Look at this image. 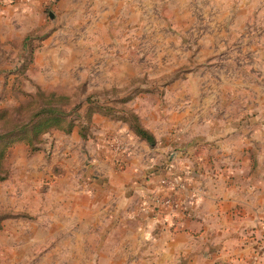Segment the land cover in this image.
Returning a JSON list of instances; mask_svg holds the SVG:
<instances>
[{
  "label": "rangeland",
  "instance_id": "obj_1",
  "mask_svg": "<svg viewBox=\"0 0 264 264\" xmlns=\"http://www.w3.org/2000/svg\"><path fill=\"white\" fill-rule=\"evenodd\" d=\"M227 1L36 4L35 27L0 48V111L26 122L56 93L68 110L80 106L84 124L96 106L138 115L170 152L239 130L245 148L264 147V1L254 12L230 11ZM13 143L0 161V264H140L139 244L103 216L77 213L73 202L44 214L19 180L17 148L34 152Z\"/></svg>",
  "mask_w": 264,
  "mask_h": 264
},
{
  "label": "crops",
  "instance_id": "obj_2",
  "mask_svg": "<svg viewBox=\"0 0 264 264\" xmlns=\"http://www.w3.org/2000/svg\"><path fill=\"white\" fill-rule=\"evenodd\" d=\"M48 1L0 0V48L18 44L36 25L42 9L36 4ZM261 1L233 0L230 11L254 12ZM114 134L129 143L122 165L106 144ZM153 134L157 143L150 145L128 124L95 112L86 137L75 127L48 134L32 155L19 146L25 165L19 180L30 198L43 202L44 214L52 215V204L67 212L73 202L77 213L103 216L122 229L131 248L139 244L134 261L140 264H264V147L245 148L239 130L196 136L170 152L171 143ZM168 175L185 187L162 184ZM171 194L181 208L153 200Z\"/></svg>",
  "mask_w": 264,
  "mask_h": 264
},
{
  "label": "trees",
  "instance_id": "obj_3",
  "mask_svg": "<svg viewBox=\"0 0 264 264\" xmlns=\"http://www.w3.org/2000/svg\"><path fill=\"white\" fill-rule=\"evenodd\" d=\"M63 98H58L56 93H51L46 102L40 104L29 120L26 122H12L7 111H0V140L14 139L27 145L31 152L39 150L40 145L44 142L45 136L55 130L71 133L76 126L80 128V133L86 137L89 129L92 114L99 112L113 119L121 120L128 124L129 128L141 139L150 145H155L157 139L153 132L146 128L138 115L126 111L127 117H119L107 106H96L87 116V123L84 124L80 116L74 115L75 108L68 110L65 104L61 103ZM14 140H7L6 144L0 148V161L6 156ZM10 141V142H9Z\"/></svg>",
  "mask_w": 264,
  "mask_h": 264
},
{
  "label": "built area",
  "instance_id": "obj_4",
  "mask_svg": "<svg viewBox=\"0 0 264 264\" xmlns=\"http://www.w3.org/2000/svg\"><path fill=\"white\" fill-rule=\"evenodd\" d=\"M26 2H33L35 0H25ZM106 144L111 151H113L116 155H118V163L120 165L124 164L125 158L124 156L128 155L129 151V143L123 136L120 134H114L106 138ZM162 184L170 187L173 190H177V188H184L185 187V180H179L178 177L173 175H168L165 178L161 179ZM198 195L195 193V197ZM153 200L155 201L156 205H166L173 209L181 208V201L176 196V194H171L168 196H153Z\"/></svg>",
  "mask_w": 264,
  "mask_h": 264
},
{
  "label": "water",
  "instance_id": "obj_5",
  "mask_svg": "<svg viewBox=\"0 0 264 264\" xmlns=\"http://www.w3.org/2000/svg\"><path fill=\"white\" fill-rule=\"evenodd\" d=\"M50 17H53V13H50Z\"/></svg>",
  "mask_w": 264,
  "mask_h": 264
}]
</instances>
